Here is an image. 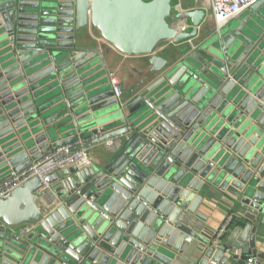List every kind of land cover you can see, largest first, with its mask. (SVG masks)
<instances>
[{
	"label": "water",
	"instance_id": "water-1",
	"mask_svg": "<svg viewBox=\"0 0 264 264\" xmlns=\"http://www.w3.org/2000/svg\"><path fill=\"white\" fill-rule=\"evenodd\" d=\"M172 1L0 0V187L52 150L99 151L46 177L49 192L32 178L0 200V264L264 260V17L209 28L170 62L159 45L197 38L205 17ZM89 27L146 57L150 81L118 99L82 47ZM205 187L233 189L250 222L226 243L196 213Z\"/></svg>",
	"mask_w": 264,
	"mask_h": 264
},
{
	"label": "crops",
	"instance_id": "crops-1",
	"mask_svg": "<svg viewBox=\"0 0 264 264\" xmlns=\"http://www.w3.org/2000/svg\"><path fill=\"white\" fill-rule=\"evenodd\" d=\"M175 5L176 9L181 8L183 10L202 8L201 0H176ZM248 16L264 17V0H259L256 4L241 13L240 16L230 20L224 27L227 28L230 25H232V27L238 26ZM175 21V19H172L171 21L169 20V24L173 26L171 22L175 23ZM186 24L190 25L188 21ZM209 30L208 25L203 24L198 31L197 38L178 45H174L170 42H164L159 45V49H157V51H160L159 53H162L163 56L170 62L180 60L182 56L186 54L188 50L187 48L194 45L196 46L198 42L207 36L210 32ZM81 37L84 39L82 43V47L84 49L94 50L98 53V55L96 54L97 56H95L96 59L94 60V66L96 68L95 72L97 73V76L108 80L109 75H112L116 79L122 93L131 94L139 88L141 83L146 84L150 81L151 78H149L148 73L149 65L146 57H127L121 55L108 45L101 38L98 31L92 27L84 30ZM97 149V147L86 149L92 159V162H96L99 158V151ZM204 189L205 190L201 192L203 202L197 207L196 213H200L202 216L207 218L206 226L211 230L216 231L229 212L234 211L241 216V218L232 225L229 234L223 239V242L226 243L228 236L234 230L242 229L246 225L250 224V222L244 219V211L236 202L234 198L236 192L233 189L228 188L225 192L219 190L218 188L208 189L205 187ZM189 219L199 228L205 226L204 224L196 221L194 217ZM259 219H261L262 223ZM256 235L259 239L256 242L258 251L264 253V216L262 218H257ZM234 251L237 252V255H241L240 250H233V252ZM180 264L189 263L183 262ZM261 264H264V260H261Z\"/></svg>",
	"mask_w": 264,
	"mask_h": 264
},
{
	"label": "built area",
	"instance_id": "built-area-1",
	"mask_svg": "<svg viewBox=\"0 0 264 264\" xmlns=\"http://www.w3.org/2000/svg\"><path fill=\"white\" fill-rule=\"evenodd\" d=\"M259 0H201L202 8L192 9L201 10L205 17L203 24L215 33H219L221 29L232 19L238 17L241 13L257 3ZM192 10L177 9L176 12L181 14ZM172 19H170L171 21ZM185 20H176L174 28L179 31L187 32L190 30V25L186 24ZM190 24V23H189ZM109 84L112 87L114 95L120 99L121 89L118 86L116 79L109 75ZM92 165V159L86 149L73 151L70 147H62L48 152L22 170L19 174L14 175L11 180L0 187V200L6 199L9 193L16 187L23 185L32 178H36L42 185V191L49 192V186L46 183V177L54 173L65 170L69 167H76L78 169L88 168ZM241 216L237 212H229L220 227L216 230L215 239L220 240L225 236L230 227ZM237 255V252H232ZM243 264H261L260 258L256 255L248 254L243 257Z\"/></svg>",
	"mask_w": 264,
	"mask_h": 264
},
{
	"label": "rangeland",
	"instance_id": "rangeland-1",
	"mask_svg": "<svg viewBox=\"0 0 264 264\" xmlns=\"http://www.w3.org/2000/svg\"><path fill=\"white\" fill-rule=\"evenodd\" d=\"M175 4H176V0H173V1H172V11H173V12H176V10H177ZM171 24H172L173 26L175 25L174 22H171ZM228 27L230 28V27H232V25H230V26H228ZM224 30H225V29H223V31H222L221 33H223Z\"/></svg>",
	"mask_w": 264,
	"mask_h": 264
}]
</instances>
